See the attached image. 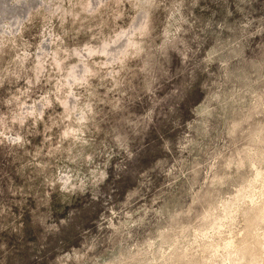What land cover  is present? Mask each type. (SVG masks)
<instances>
[{
    "label": "clouds",
    "instance_id": "1",
    "mask_svg": "<svg viewBox=\"0 0 264 264\" xmlns=\"http://www.w3.org/2000/svg\"><path fill=\"white\" fill-rule=\"evenodd\" d=\"M0 264H264V0H0Z\"/></svg>",
    "mask_w": 264,
    "mask_h": 264
}]
</instances>
